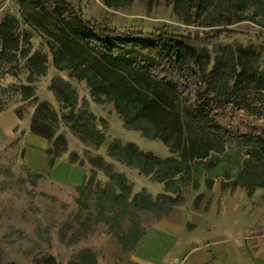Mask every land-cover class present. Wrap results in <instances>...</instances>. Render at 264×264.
<instances>
[{
  "label": "rangeland",
  "instance_id": "1",
  "mask_svg": "<svg viewBox=\"0 0 264 264\" xmlns=\"http://www.w3.org/2000/svg\"><path fill=\"white\" fill-rule=\"evenodd\" d=\"M113 2L0 0V264H37L49 256L56 264H138L128 248L132 236L164 221L181 225L184 232L174 264L190 258L195 248L215 261L222 259L223 232L244 233L243 264H264V194L254 199L246 188L232 187L264 120L228 107L223 111L227 117H218V127L202 123L201 129L194 128L199 135L220 137L221 151L192 161L190 171L174 178L170 187L143 175L109 155L115 139L161 159L181 160L180 154L159 139L127 130L114 103L104 95L97 101L87 80L72 77L61 68L63 61L56 63L59 23L52 13L53 7L68 8L119 32L203 39L195 46L207 50V70L218 74L217 84H233L231 78L243 70L245 83L256 87L264 81V0ZM202 88L213 97V88ZM85 111L94 115L97 130L106 136L99 147L84 143L73 129ZM35 122L42 133L51 134L46 138L47 168L41 174L24 161L30 146L34 164L43 162V149L25 137L34 133ZM14 123L19 125L10 130ZM64 155L88 168L85 182L63 186L49 178L51 160ZM107 166L126 177L132 191L128 203L139 194L153 204L167 195L176 205L159 202L138 209L126 208L123 201L107 202L105 189L113 184L104 171ZM56 174L67 176L63 166ZM115 191L121 194L119 188Z\"/></svg>",
  "mask_w": 264,
  "mask_h": 264
},
{
  "label": "trees",
  "instance_id": "2",
  "mask_svg": "<svg viewBox=\"0 0 264 264\" xmlns=\"http://www.w3.org/2000/svg\"><path fill=\"white\" fill-rule=\"evenodd\" d=\"M113 1L105 0V4L116 5ZM52 13L59 23V34L55 35L59 45L56 63L63 61L66 65L61 68L70 70L72 77L87 80L97 101L104 95L114 103L127 130L139 131L150 140L159 139L171 151L180 154L181 160L161 159L141 151L132 143L123 145L115 139L108 147L109 155L137 168L143 175H152L170 187L174 178L190 171L192 161H201L211 152L221 151L220 137L199 135L194 128L202 123L218 127V117L226 118L223 111L228 107L243 111L255 120H264V81L256 87L245 83L241 70L231 78L233 84L228 81L217 84L218 74L207 70V50L198 51L195 46L203 39L169 33L119 32L97 21L86 20L68 8L53 7ZM203 85L214 89L213 97L208 95L207 89L203 90ZM96 122L94 115L88 116L85 111L73 129L84 143L99 147L106 136L97 130ZM32 130L37 136L51 137L49 133H42L36 122ZM53 162L54 159L50 162L51 167ZM104 171L113 183L105 189L109 195L107 202L123 201L126 208L134 205L138 209L153 204L142 194L128 203L132 191L126 177L114 173L110 166ZM235 180L232 187L246 188L250 196L264 188V127ZM116 188L121 194H115ZM159 202L170 207L176 205L175 199L167 195H160ZM145 235L134 233L128 248L134 250ZM37 264L56 263L49 256Z\"/></svg>",
  "mask_w": 264,
  "mask_h": 264
},
{
  "label": "crops",
  "instance_id": "3",
  "mask_svg": "<svg viewBox=\"0 0 264 264\" xmlns=\"http://www.w3.org/2000/svg\"><path fill=\"white\" fill-rule=\"evenodd\" d=\"M1 120V118H0ZM19 125L14 123L10 130H13L14 127ZM2 126V124H1ZM26 140H29L31 144H37L43 149V162L41 164H34L33 159L31 158V147L25 148L24 161L27 166H30L36 173H44L47 166V149L49 148V141L40 136L35 135L29 131L26 135ZM42 138V139H41ZM59 166H63L66 171L67 176H58L56 172L58 171ZM88 174V168L76 164L70 163L67 159V156H61L55 159L53 167L50 170L49 178L56 184L63 186H73L79 185L86 181ZM263 192V193H260ZM259 194H264V191H257L254 193L253 198L258 197ZM235 224L236 220L234 221ZM227 236H224V235ZM191 237H194L196 234H190ZM184 237V232L182 226L177 223L171 222H160L158 226L150 228L143 239L137 244L133 251L134 261L138 264H174L175 258H178L181 253V248L179 243ZM222 243V259L215 261L209 257L207 252H202L201 248H195L190 251V258L181 262L180 264H243L245 263L243 254V239L244 233L242 234H230L228 232H223L219 236ZM255 238V237H254ZM242 244V245H241ZM246 246V245H244ZM242 259L240 263H237L238 260ZM255 264V263H253Z\"/></svg>",
  "mask_w": 264,
  "mask_h": 264
}]
</instances>
